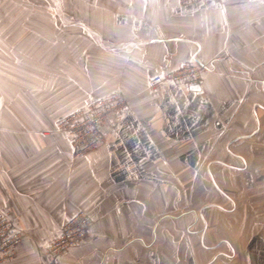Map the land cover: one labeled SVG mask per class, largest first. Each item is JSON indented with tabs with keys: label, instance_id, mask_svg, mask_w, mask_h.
<instances>
[{
	"label": "crops",
	"instance_id": "obj_1",
	"mask_svg": "<svg viewBox=\"0 0 264 264\" xmlns=\"http://www.w3.org/2000/svg\"><path fill=\"white\" fill-rule=\"evenodd\" d=\"M209 65L188 88L149 83ZM128 108L74 158L59 124ZM80 212L85 244L43 250ZM6 264H264V0H0V216Z\"/></svg>",
	"mask_w": 264,
	"mask_h": 264
},
{
	"label": "built area",
	"instance_id": "obj_2",
	"mask_svg": "<svg viewBox=\"0 0 264 264\" xmlns=\"http://www.w3.org/2000/svg\"><path fill=\"white\" fill-rule=\"evenodd\" d=\"M182 4L194 2H213L221 4L223 0H179ZM209 65L185 64L175 71L152 79L149 89L155 90L165 83L180 84L194 88L201 84L203 73L209 70ZM128 100L119 92L92 102L87 108L79 110L59 124V132L64 134L72 147L74 158H82L94 152L104 143L103 128L105 122L114 114L122 113L128 108ZM92 219L80 212L74 219L68 221L60 236L51 242L42 252L45 257L62 258L70 250L76 249L88 239ZM24 236L14 227V221L9 215L0 216V264H6L15 257L16 250Z\"/></svg>",
	"mask_w": 264,
	"mask_h": 264
}]
</instances>
